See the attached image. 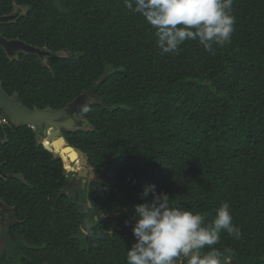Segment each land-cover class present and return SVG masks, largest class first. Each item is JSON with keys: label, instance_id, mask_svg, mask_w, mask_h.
I'll use <instances>...</instances> for the list:
<instances>
[{"label": "trees", "instance_id": "1", "mask_svg": "<svg viewBox=\"0 0 264 264\" xmlns=\"http://www.w3.org/2000/svg\"><path fill=\"white\" fill-rule=\"evenodd\" d=\"M14 4L29 11L12 36L54 55L10 62L0 49L2 87L31 110H62L83 95L86 129L63 135L101 179L80 206L62 161L6 119L0 202L11 241L2 250L0 229V264H126L133 206L149 184L206 223L227 202L241 236L221 233V260L264 264V0H233L234 31L215 54L197 41L161 54L124 0H0V14Z\"/></svg>", "mask_w": 264, "mask_h": 264}, {"label": "clouds", "instance_id": "2", "mask_svg": "<svg viewBox=\"0 0 264 264\" xmlns=\"http://www.w3.org/2000/svg\"><path fill=\"white\" fill-rule=\"evenodd\" d=\"M232 4L233 0H124V6L151 27L161 54L177 53L186 41H197L215 54L213 46L229 43L234 31ZM6 121L2 118L0 124ZM140 199L144 202L133 206L136 243L127 251L126 264H222L214 247L221 233L241 236L227 202L206 223L204 214L173 206L166 193H157L155 184L144 186Z\"/></svg>", "mask_w": 264, "mask_h": 264}, {"label": "water", "instance_id": "3", "mask_svg": "<svg viewBox=\"0 0 264 264\" xmlns=\"http://www.w3.org/2000/svg\"><path fill=\"white\" fill-rule=\"evenodd\" d=\"M10 20H13V16L0 18V23L9 22ZM0 48L7 57H11V55L18 52L37 56L39 59H42L45 55V53L39 49L30 47L17 40L8 41L1 35ZM16 99L17 95L9 98L3 92L0 84V110L4 112L5 117L8 118L11 125L16 128L20 126L31 128L42 147L49 152L54 159L58 158L62 161L63 168L67 173L73 172L75 174V181L85 180L87 184L100 181L101 178L95 176L87 155L81 150L70 146L65 137L61 134L62 131L74 133L86 129V121L76 117L77 114L89 104L87 100H84L83 95L75 99L62 110H40L38 108L29 110L15 103ZM5 143V128L0 124V144ZM0 177L6 178L1 170V165ZM85 186L86 184H83L82 188L84 189ZM75 201H77L80 206L85 205V201L79 199V196L75 197ZM2 206L3 204L0 202V208H2ZM87 207L91 208L90 203H87ZM119 215V212L113 214L114 217H118ZM109 217L110 215L94 216V221L97 222L99 219H107ZM133 217H136V215L134 214ZM222 262L235 264V261H228L227 259H223Z\"/></svg>", "mask_w": 264, "mask_h": 264}, {"label": "flooded vegetation", "instance_id": "4", "mask_svg": "<svg viewBox=\"0 0 264 264\" xmlns=\"http://www.w3.org/2000/svg\"><path fill=\"white\" fill-rule=\"evenodd\" d=\"M28 11H29V9H28L27 7L22 6V5L14 4V5H12L11 11H10L9 13H7V14H0V18H3V17L6 18L7 16H13V20H10L9 22H3V23H0V35H1L3 38H5L6 40H8V41H15V40H17V41H20V42H22V43H24V44H26V45H28V46H30V47H33V48H36V49L41 50L42 52L45 53V55L42 57V60L39 59L37 56H34V57L38 58L42 63H46V60L50 59L51 56H53V55L47 50V48H44V47H37V46H33V45H30V44H27L24 40L20 39L19 37H17V36L14 37V35L12 36V33H11V32H12V29L10 28V26L13 25V24H15V23H17V22H19L22 18H24V17L27 15ZM4 32H5V35H4ZM0 49H1V48H0ZM1 50H2V49H1ZM3 53H4V52H3ZM4 55H5V53H4ZM22 55H24V56H31V55H27V54L22 53V52H18V53H14L13 55H11V57H7V56L5 55V58H6L8 61L13 62V61H18V60H20V57H21ZM0 84H1V88H2L3 92H4L9 98L12 97V96H14V95H17L16 93H13V94H11V95H8V94L5 92V89H3V87H2V83H1V82H0ZM15 103H17V104L23 106L24 108H26L22 103L19 102V96H18V95H17V99H16ZM26 109H28V108H26ZM29 110H31V109H29ZM32 110H33V109H32ZM76 117H77L78 119H82V118H79V117H78V114H77ZM2 118H6V119H8L7 117H5L4 112H3L2 110H0V120H1ZM8 121H9V120H8ZM6 122H7V121H6ZM7 125H8L7 123L4 124V128H5V126H7ZM63 133H64V132L62 131L61 134H62V136L64 137ZM74 178H75V174H72L70 180L67 182V185H66V187H65V190L67 191L69 197H71V198H73V199L75 200V197H76V196H79V199H80V196H81V194H82V191L85 189V188H84V189L82 188V185H83V184H86V185H87V182H86L85 180L75 181ZM82 181H84V182L82 183ZM2 204H3V203H2ZM5 210L9 212V214H8V215H5V217H8V216L10 215V218H11V210L8 209V208H7L6 206H4V204H3L2 208H0V220H2V217L4 218V216H2V215H3L4 212H6ZM6 221H8V220H3V221H1V222H6ZM9 223H10V222H9Z\"/></svg>", "mask_w": 264, "mask_h": 264}, {"label": "rangeland", "instance_id": "5", "mask_svg": "<svg viewBox=\"0 0 264 264\" xmlns=\"http://www.w3.org/2000/svg\"><path fill=\"white\" fill-rule=\"evenodd\" d=\"M84 181H82V183H83ZM6 211V210H5ZM9 214V212L8 211H6V212H4L3 213V215L2 216H4V218L2 217V220H0V229H4V232H5V234L7 235V241H5L4 243H2V246H1V248H2V250H5L6 248H7V245H8V242L9 241H11V238H10V236L7 234V229H8V226L10 225V221H11V218H10V215L8 216V217H5V215H8ZM3 220H8V221H6V222H1V221H3Z\"/></svg>", "mask_w": 264, "mask_h": 264}, {"label": "built area", "instance_id": "6", "mask_svg": "<svg viewBox=\"0 0 264 264\" xmlns=\"http://www.w3.org/2000/svg\"><path fill=\"white\" fill-rule=\"evenodd\" d=\"M2 123H5V120L4 119L2 120Z\"/></svg>", "mask_w": 264, "mask_h": 264}]
</instances>
